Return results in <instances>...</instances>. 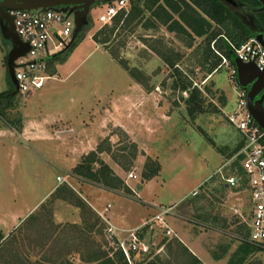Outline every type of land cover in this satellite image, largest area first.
Returning <instances> with one entry per match:
<instances>
[{
    "label": "rangeland",
    "instance_id": "rangeland-1",
    "mask_svg": "<svg viewBox=\"0 0 264 264\" xmlns=\"http://www.w3.org/2000/svg\"><path fill=\"white\" fill-rule=\"evenodd\" d=\"M249 3H243L242 6L258 23L257 12H263L261 4L255 1L257 5L255 7ZM106 4L102 3V7L89 14L86 32H91L93 37H97L98 42L113 52L119 60L137 69L138 74L145 79L151 90L158 88L161 102L167 101L172 110H178L181 121L185 116L188 122H192V125L186 124L185 129L175 134L176 141L173 146L176 149L171 147V150H168L170 156L172 154L177 161L166 170L165 174L169 181L168 186L161 191V198L165 201L173 200L212 169V165H207L201 155L203 151L208 154L207 151L210 150L216 153L205 140L207 138L213 146H216L214 136L211 137L205 129L216 135L219 134L216 131V124H224L232 130L236 128L229 119L237 104L236 85L231 78L230 62L226 63L222 58V55L228 58L227 49L218 50L215 41L212 42L213 52L221 57V62L211 71L213 58L206 63L207 35L194 36L192 39L171 31L167 25L153 16L156 6L150 10L147 0H129L128 9L120 13L123 15L120 22L114 19L110 24H102L98 22V16L104 11ZM133 7L141 8L142 13L137 17L132 16L130 12ZM61 8L62 6L55 7L58 10ZM201 14L207 17L204 13ZM174 16L179 19L178 14ZM210 21L211 37L214 33H226L228 30L233 35L242 32L238 24L231 19L223 23ZM259 25L258 33L264 32V25ZM189 41H192L191 45ZM233 44L240 45L235 41ZM151 46L164 51L171 48L175 53H180V58L177 60L174 57L175 66L169 67ZM81 69L96 71L95 88L97 89L101 90L102 87L105 90L111 83L115 86L122 84L120 76L107 74L112 72V68L99 53L92 56ZM194 94L203 100L205 111L197 113L193 118L188 112L187 101L193 99ZM15 100L16 104L12 105L13 108L23 101L20 97ZM151 101L146 99L145 106ZM12 113L6 117L10 122L15 118ZM201 114L205 115L200 116L195 122ZM140 127L138 137L144 144H150L154 138V131L142 132ZM117 134L115 142H105L102 146L107 151L106 156L109 155V161L121 172L117 174L114 171L125 185L113 180L112 175L107 177V180L113 181L117 187H106L83 176L73 174V177L111 191L123 192L134 198L136 189L132 184H142L147 180L145 175L153 167L152 161L122 131H117ZM187 140H191V144ZM242 148L241 135L233 146L217 147L223 155L221 165L204 182L197 195L192 194L186 202L177 204L173 210L175 214H172L173 226L177 232L189 228L193 233L206 237L211 257L216 261H222L221 264H264V245L253 241L250 236L249 187L246 183L240 188H229L226 184L228 171L240 170ZM225 164L227 166L221 172L220 168ZM93 167L94 172L100 169L97 163H94ZM131 171L138 175L137 179H127ZM74 184L76 188L68 183L61 184L58 188L61 194L54 195L43 204L17 232L8 237L3 236L0 240V264H109L108 259H112L114 264H125V261L120 259L121 255L114 240L108 235V223L92 207L76 183ZM70 190L74 191L75 196L69 194ZM79 202L84 203L87 208L81 207ZM62 203L72 208L70 210L77 217L78 223L57 220L55 213L60 212ZM235 207L240 209L242 215L235 212ZM162 240L161 236L158 241ZM171 241L169 245H173L172 249L167 251L168 245L157 253L154 249L153 255L139 264H202L198 258L188 257L183 248L179 249L177 242L183 244L180 238H173Z\"/></svg>",
    "mask_w": 264,
    "mask_h": 264
},
{
    "label": "crops",
    "instance_id": "crops-1",
    "mask_svg": "<svg viewBox=\"0 0 264 264\" xmlns=\"http://www.w3.org/2000/svg\"><path fill=\"white\" fill-rule=\"evenodd\" d=\"M100 6L101 3L94 6L91 12ZM85 27L70 48L53 57L55 76L15 108L6 105L3 109L5 114L0 118V231L4 237L17 232L53 197L63 184L58 180L59 175L70 181L73 188L76 183L99 214L111 204L107 215L116 226H141L159 213L161 207L173 206L175 209L177 204L191 198L193 191L221 165L223 155L217 147L233 146L239 138L240 133L233 126L232 130L224 124H216L220 135H212L205 129L211 137L214 136L216 143L213 146L205 137L216 153L209 149L208 154L204 151L201 154L204 162L212 165L211 171L173 200H163L161 191L169 181L166 170L177 161L168 150L171 147L176 149L173 146L175 134L192 122H188L185 116L181 121L178 110H172L167 101L161 102L158 88L147 90L138 83L110 51L94 39L91 32H86ZM6 28L7 22L0 21V93L15 87L6 65L13 47ZM96 53L112 68V72L107 74L121 77V85L111 83L105 90L95 88L96 71L82 70L81 67ZM146 99L152 101L145 106ZM11 112L15 116L13 122L6 118ZM203 115H199L195 122ZM139 127L142 132L154 131L150 144H144L138 137ZM117 131H122L147 158L157 160L161 165L158 175L142 184H132L136 189L134 198L73 177V170L83 157L97 150L105 141L115 142ZM187 142L191 144V140ZM106 152L104 149L100 153L101 158L121 174L109 161ZM70 209L62 203L60 212L55 213L57 220L78 223ZM172 214L175 212L169 215L168 221L175 235L165 239L159 246L160 250L166 245L169 246L167 251L172 249L173 245H169L171 240L180 238L183 244L177 242L179 249L183 248L191 259L198 258L202 264H221L222 261L211 257L208 242L202 234H195L189 228L177 232Z\"/></svg>",
    "mask_w": 264,
    "mask_h": 264
},
{
    "label": "built area",
    "instance_id": "built-area-1",
    "mask_svg": "<svg viewBox=\"0 0 264 264\" xmlns=\"http://www.w3.org/2000/svg\"><path fill=\"white\" fill-rule=\"evenodd\" d=\"M129 0H114L104 6L98 16V22L110 24L121 12L128 9ZM102 7V5L100 6ZM14 19L17 32L29 50L15 60V76L17 79V96L26 99L34 92L42 89L47 81L55 76L52 72L53 57L66 50L73 42L76 28L74 14H69L54 7L47 9H13L9 11ZM235 56L245 62L253 61L260 69H264V46L255 37L249 38L239 46L231 43ZM224 62L231 64V78L236 85L237 104L231 112L230 123L236 127L243 142V158L240 170H229L226 184L229 188H240L244 183L249 187L251 210L249 216L250 236L253 241L264 245V128L256 121L248 107V89L241 86L237 76V67L229 58L222 55ZM227 164L220 168L222 172ZM135 172H129L128 180L137 179ZM60 183H68L59 175ZM193 191L200 192L201 187ZM106 209L100 215L108 223V235L114 240L117 250L122 252L128 264L139 262L160 252L163 240L175 235L170 227L168 217L174 207H161L159 213L145 224L133 228L116 226L107 215ZM235 212L242 215L239 208ZM163 240L159 242V237Z\"/></svg>",
    "mask_w": 264,
    "mask_h": 264
},
{
    "label": "trees",
    "instance_id": "trees-1",
    "mask_svg": "<svg viewBox=\"0 0 264 264\" xmlns=\"http://www.w3.org/2000/svg\"><path fill=\"white\" fill-rule=\"evenodd\" d=\"M238 1L240 3L239 7L232 8L231 5L226 4L222 0H147V2L150 4L149 7L150 10L154 8V6H156V9H154L152 13L153 16L162 24L167 25L171 31H176L179 34L186 35L192 39L194 36L207 35L206 63L210 58H213L212 64L210 66L211 71L215 69L217 66H219L221 62V57H218L213 52V49L211 47L213 41H215V47H217L218 50L219 49L223 50L225 48L227 49L226 55L231 60V62L235 64L236 56L231 46V43L235 41L237 44L241 45V43H244L249 38L254 37L258 33V31L260 30L259 24L264 25V19H263L264 12H257V18H258V23H257V21L253 20L251 16L248 14L247 9H245L242 6L243 3H249V2H247V0H238ZM255 1L259 5L261 4L259 0H254V2H250L249 4L251 6L256 7L257 5ZM201 12L207 15V17L203 16ZM141 13H142V9L139 7H133L130 12V14L134 17L139 16ZM174 14H178L179 19L175 18ZM122 18L123 15L119 14L114 19L116 20V22H120ZM209 19L222 23L231 19L238 24L242 32L240 34L233 35L230 34L228 30L226 31L227 34L224 32H218V33H214V35L211 37L210 36L211 21ZM130 21L131 20H129V22ZM94 39L98 42L97 37H94ZM191 44L192 41H189V45ZM71 45L68 48H70ZM151 47L156 53H158L164 59V61L169 65V67L175 66L174 57H176L177 60L180 58V53H175V51L171 48L164 51L153 46ZM110 53L113 55L115 59L119 60L113 52ZM119 62L138 83L142 84L145 87V89L151 90L150 86L146 84L145 79L138 74L137 69L129 67L121 60H119ZM16 98H17V90L15 87L12 90H9L4 93H0V118L3 115V113L5 114V111L3 109L6 108V105L9 106L16 104V100H15ZM202 101L203 100H200L196 96V94H194L193 99L187 101L188 112L193 118L197 113H202L205 111ZM105 142H109V141H105ZM102 144L103 143H101L98 146L97 150L92 151L83 157L81 163L73 170V174L80 177L83 176L97 183H102L106 187H117L113 183V181L107 180V177L112 175L114 176L113 180H116L121 184H124V181L118 175H116L114 170L101 158L100 153L104 150ZM149 160L152 161L153 167L150 169L149 173L145 175V178L147 180L158 175L161 170V165L157 160H153L152 158H149ZM94 163H97L100 166V169H98L96 172L93 171ZM99 174L101 175L99 176ZM58 193L61 194V191L57 189L54 195L58 196ZM69 194L75 196V193L72 190L69 191ZM79 205L83 208L86 207V205L81 202H79ZM2 238H3V234L0 231V240ZM119 253L121 255L120 259L121 260L123 259L125 261V264H128L124 254L120 251ZM107 262L109 264H114V261L112 259H108Z\"/></svg>",
    "mask_w": 264,
    "mask_h": 264
},
{
    "label": "water",
    "instance_id": "water-1",
    "mask_svg": "<svg viewBox=\"0 0 264 264\" xmlns=\"http://www.w3.org/2000/svg\"><path fill=\"white\" fill-rule=\"evenodd\" d=\"M114 0H0V21L7 22L6 31L11 38L13 47L8 53L7 67L10 77L15 85V60L29 50V44L19 36L10 10L13 9H47L49 7L62 6L61 11L74 14L76 28L73 40L89 22L91 9L99 3H109ZM228 5L239 7L238 0H222ZM261 10L264 12V0H259ZM264 46V32L254 36ZM237 76L241 86L248 89V107L256 121L264 128V69H260L255 62H245L235 57Z\"/></svg>",
    "mask_w": 264,
    "mask_h": 264
},
{
    "label": "flooded vegetation",
    "instance_id": "flooded-vegetation-1",
    "mask_svg": "<svg viewBox=\"0 0 264 264\" xmlns=\"http://www.w3.org/2000/svg\"><path fill=\"white\" fill-rule=\"evenodd\" d=\"M102 4V3H101Z\"/></svg>",
    "mask_w": 264,
    "mask_h": 264
}]
</instances>
